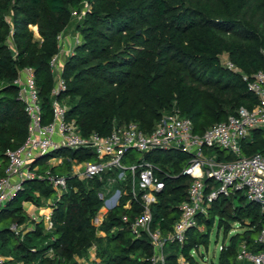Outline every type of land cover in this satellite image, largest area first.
Here are the masks:
<instances>
[{"label": "trees", "instance_id": "obj_1", "mask_svg": "<svg viewBox=\"0 0 264 264\" xmlns=\"http://www.w3.org/2000/svg\"><path fill=\"white\" fill-rule=\"evenodd\" d=\"M83 3L89 7L76 26L82 41L66 59L67 89L59 96L68 106L67 118L76 121L83 135L107 136L131 121L151 132L163 114L175 108L192 120L194 132L203 133L241 106L253 109L259 103L248 83L264 69V0H0V179L8 164L7 149L18 148L28 136L29 118L15 80L22 69L33 68L44 121L52 120L50 61L60 50L58 35ZM224 53L238 70L222 64ZM242 148L246 155L264 152V127L244 139ZM213 150L219 160L234 158L225 149ZM59 156L64 157L62 163H49ZM68 157L96 160L90 149L62 148L38 157L33 165L42 177L25 180L0 213V254L24 264H80L77 257H87L95 246L99 264H147L150 238H136L122 220L127 215L132 222L139 214L138 201L125 209L129 196H122L96 226L94 219L105 201L100 193L110 188L109 196L123 184L117 180L108 185L109 176H117L113 172L87 179L75 176ZM144 157L158 167L157 175L165 183L152 207L154 226L169 231L187 199L191 178L183 169L190 155L171 149ZM51 175L66 177L60 196ZM207 184L210 188L215 183L209 179ZM51 198L53 230L35 220L24 234L10 228L30 220L24 203L41 206ZM263 206L242 192L220 195L206 214L197 215L203 231L190 228L182 244L167 246L166 264H177L180 253L191 264H201L191 251L208 248L215 223L217 234L224 229L225 237L235 222L242 229L229 237L218 264H240L241 244L261 252Z\"/></svg>", "mask_w": 264, "mask_h": 264}, {"label": "built area", "instance_id": "obj_2", "mask_svg": "<svg viewBox=\"0 0 264 264\" xmlns=\"http://www.w3.org/2000/svg\"><path fill=\"white\" fill-rule=\"evenodd\" d=\"M62 35L63 33L58 35L60 50L50 61L54 76L52 120L44 121L33 68L22 69L15 80L29 118L28 136L18 148L6 151L8 164L5 175L0 179V213L7 201L22 188L25 180L42 177L38 173V166L33 165L35 160L62 148L90 149L96 155V160L68 157L72 162L70 172L73 175L87 179L113 172L117 176H109L108 185L117 180L123 184L111 196L100 193V197L105 201L94 219L96 226L103 222L109 210L120 204L122 196H129L123 204L125 209H131L133 201H138L141 208L139 214L132 222H129L127 215H124L122 220L129 223L131 232L136 238L143 234H147L150 238L152 255L147 264H166L167 246L170 243L182 244L190 228L197 227L203 231L205 226L199 224L197 215L206 214L210 203L220 195L230 196L245 192L249 201H257L264 205V152L246 155L242 148L244 139L251 137L255 129L264 127V69L257 71L248 83L250 90L259 97V103L253 109L241 106L235 114L215 123L203 133L194 132L192 120L175 108L171 112L164 113L151 132H145L137 122L131 121L115 127L107 136H100L96 132L83 135L76 121L67 118L68 106L59 99L61 93L67 89L63 77L64 64L67 57L74 53L82 37L80 35L73 49L69 50L67 46L61 45ZM223 65L238 70L230 60ZM215 147L227 150L234 155V158L219 160L213 150ZM171 149H179L190 155L183 173L190 176L191 181L187 199L180 205L179 218L174 222L171 230L164 231L159 225L154 226L152 207L158 202V193L164 188L165 183L157 175L158 167L146 160L144 155L154 150ZM133 151L142 153V158L135 161ZM128 157L132 160L131 165L124 163V159ZM63 159V156L54 157L49 162L62 163ZM49 179L60 196L67 187L66 177L51 175ZM209 179L215 183L210 188L207 184ZM52 212L53 209L49 210L48 207L46 211L38 214V217L33 214L32 220L43 221L45 229L51 231L54 228ZM10 228L17 234H24L23 225L13 223ZM258 240L264 244V229ZM225 244L226 242L220 246V251ZM53 254L50 251L51 257ZM191 255L198 256L201 264H206L207 254L201 253L200 248L193 249ZM237 260L240 264H264V249L259 253H253L245 244H241L237 252ZM0 264L24 263L15 262L12 257L0 256ZM177 264L191 263L180 253Z\"/></svg>", "mask_w": 264, "mask_h": 264}, {"label": "rangeland", "instance_id": "obj_3", "mask_svg": "<svg viewBox=\"0 0 264 264\" xmlns=\"http://www.w3.org/2000/svg\"><path fill=\"white\" fill-rule=\"evenodd\" d=\"M88 7L89 6L87 3H83V5L81 6V11L79 13L76 12L75 10L73 11V20H72L71 24L62 32L63 33L62 38H61L62 47L65 45L69 48V50H72L74 45L77 43L76 39L79 38L80 33L77 31L76 26L84 18V15H85ZM35 38L40 39V35H39L38 31L36 32V30H35ZM220 58H221L222 64L226 63V61L229 60L227 53L222 54L220 56ZM132 155H133V158L135 159V161L142 158V156H143L142 153H139L136 151H133ZM131 161L132 160L130 157L124 159V163H126L127 165H131ZM109 191H110V188L106 189L103 193L108 194ZM114 192H116V191H114ZM113 193H111L109 196L113 195ZM242 194L244 195L245 192H242ZM53 202H54V199L51 198V199H46L41 206H37L34 203H33V205H31L30 202H27L24 204V209L27 212V214L29 215V219H30L25 224H23L24 233L28 229H31L33 227V224L31 222L32 212L35 213V215L38 217V214L46 211L47 207H49V210L52 209L51 205ZM10 224L11 223H9V225ZM241 230L242 229L239 227L238 223L235 222L232 224V229L229 231L228 235H226V237H225L224 229H221L220 232L217 234V228H216V223H215V226H214L212 233H211V238H210V243L208 245V248H206L203 245L200 247V252L207 254L206 256L208 257V259H207L206 264H218V258H219V254H220V246L224 242H228L229 237L233 233H235L237 231H241ZM0 256L5 257V258L11 257V256H5L2 254H0ZM197 258L199 259L198 256H197ZM77 261L80 264H91L94 262H96V264H99L100 259L97 258L96 247L93 246L90 248L87 257H84V258L77 257Z\"/></svg>", "mask_w": 264, "mask_h": 264}, {"label": "crops", "instance_id": "obj_4", "mask_svg": "<svg viewBox=\"0 0 264 264\" xmlns=\"http://www.w3.org/2000/svg\"><path fill=\"white\" fill-rule=\"evenodd\" d=\"M33 29L36 30V32H37V27H36V26H35V27L33 26ZM49 163H50V162H49ZM50 164H51V163H50ZM56 164H57V163H56ZM26 203H27V202H26ZM24 204H25V203H24ZM30 204L33 205L32 202H30ZM35 207H36V206H35ZM47 208H48V207H47ZM33 214H35V213L32 212V215H33Z\"/></svg>", "mask_w": 264, "mask_h": 264}, {"label": "water", "instance_id": "obj_5", "mask_svg": "<svg viewBox=\"0 0 264 264\" xmlns=\"http://www.w3.org/2000/svg\"><path fill=\"white\" fill-rule=\"evenodd\" d=\"M264 262V261H263Z\"/></svg>", "mask_w": 264, "mask_h": 264}]
</instances>
